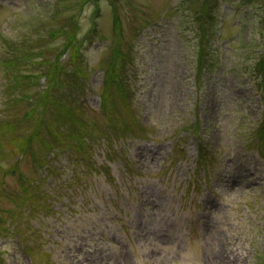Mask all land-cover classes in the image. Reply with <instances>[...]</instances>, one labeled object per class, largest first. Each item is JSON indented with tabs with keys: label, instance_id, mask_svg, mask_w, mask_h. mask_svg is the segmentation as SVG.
<instances>
[{
	"label": "rangeland",
	"instance_id": "rangeland-1",
	"mask_svg": "<svg viewBox=\"0 0 264 264\" xmlns=\"http://www.w3.org/2000/svg\"><path fill=\"white\" fill-rule=\"evenodd\" d=\"M82 1L0 0V264H264V0ZM61 101L94 131L84 150L44 145Z\"/></svg>",
	"mask_w": 264,
	"mask_h": 264
},
{
	"label": "trees",
	"instance_id": "trees-1",
	"mask_svg": "<svg viewBox=\"0 0 264 264\" xmlns=\"http://www.w3.org/2000/svg\"><path fill=\"white\" fill-rule=\"evenodd\" d=\"M97 0H93V2L96 4ZM84 2V0L82 1ZM264 4V3H263ZM114 15H115V30H120L121 29V18L118 12V7H117V3L115 1L114 4ZM208 7V6H205ZM210 10H213L212 6L209 7ZM263 11H264V5L262 7ZM206 15V13H204ZM209 14L210 17V22H215V20L217 21V16L214 15V11L213 12H209L207 13ZM77 15L78 14H74L70 17L69 23L72 24L73 28L77 27ZM200 19V18H198ZM263 20V24H264V14L261 18ZM120 25V26H119ZM205 26V20L201 19V28H203ZM56 29V28H55ZM61 28L56 29L59 30L57 32H66L68 33L67 35V40L66 43H64V48H70V51L73 50L72 53V58L73 60L77 59V55H76V50L78 49V47L80 46L78 43H76V35H75V31H68V29L66 27H62V30L60 31ZM56 33V31H55ZM212 33V32H211ZM202 37V36H201ZM200 37V38H201ZM263 38H264V32H263ZM210 41L211 39H200L199 43L200 44V48L198 49V56L201 57L204 53H208V55H212L211 54V50H210ZM208 43V46H205L204 44ZM263 52L260 54L262 55L261 58H259L257 62H259L260 64V72H261V76L264 79V47L262 48ZM118 54L121 53L120 50H118ZM62 53V52H61ZM38 54V52H37ZM57 56H55L53 58L52 61H50V59L46 58L43 60H40V71H38V77L39 76H45L48 80V84L46 86H44V90L39 91V100L42 102V104H49V100L52 99L55 103H56V98L49 95V91L52 90L53 87H55L58 83H60L59 79H60V75L61 72H63V65L60 64L61 61L59 60V53L56 54ZM207 55V54H206ZM127 56V55H126ZM125 56V57H126ZM5 58H2L5 62V64H7L8 69L12 72H14V76L17 78V76H19L20 74V69L21 67H18V55L14 58H8V56H4ZM17 58V59H15ZM19 58H21L20 60H23L25 57L24 55H20ZM122 58V57H121ZM119 58V59H121ZM117 59V58H116ZM115 59V62H116ZM118 59V60H119ZM206 59V58H205ZM212 63V62H210ZM112 64H114V62H112ZM11 65V66H9ZM17 66V67H16ZM112 68H115L113 65H111V69H108V72H106V76H107V88L106 91L103 92V98H104V107L105 108H110L111 106L113 107V99H109L108 97H106V95H108V88L111 85V83H114V86H116L117 88H123L124 84L121 81H113L110 80V76L114 75L111 73L114 71ZM35 77V76H34ZM56 88V87H55ZM259 88L262 89L263 93H264V83H260L259 84ZM110 103V105H109ZM47 107V106H45ZM56 108L59 109V113L61 112V115L63 117V121L65 122V125L63 126V129H50L49 132L51 134L49 140H43L45 147L48 150H52L56 144L55 141L57 143L62 142L63 140V132H66L68 134V137H70L72 140H74L76 142V145L79 147V149L84 150L88 143L87 142V138H89V136H93L94 131L92 128H89L87 125V120H85L82 116L77 114V111H75L71 106H69L67 103H65V101H61L59 104L56 105ZM43 121V118H41V122ZM125 126L122 127V130H130L131 128L129 127V124L127 121H124ZM1 126H3L1 124ZM197 129V128H196ZM98 131L101 132L102 128L98 127ZM40 130L39 127L37 126L36 129H34V131L32 133H28L27 135H25L24 137H21V146L20 149L23 150V152L26 151L28 145L32 142L34 135L40 137ZM257 134V139L264 141V122L263 124L260 126V128L257 130L256 132ZM71 143V142H69ZM90 144V143H89ZM34 154V152H32ZM35 155V154H34ZM40 162L41 159H39ZM15 164V163H14ZM14 164L11 166V170L15 169ZM9 169V170H10ZM8 170V171H9ZM25 187H28L27 184L24 185Z\"/></svg>",
	"mask_w": 264,
	"mask_h": 264
}]
</instances>
